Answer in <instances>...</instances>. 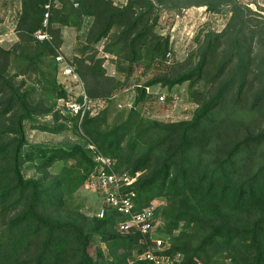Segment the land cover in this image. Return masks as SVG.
I'll list each match as a JSON object with an SVG mask.
<instances>
[{
  "label": "trees",
  "instance_id": "16d2710c",
  "mask_svg": "<svg viewBox=\"0 0 264 264\" xmlns=\"http://www.w3.org/2000/svg\"><path fill=\"white\" fill-rule=\"evenodd\" d=\"M45 2L21 0L17 22L18 45H25L40 61L54 56L50 43L33 37L41 27ZM56 2L60 6L54 4L49 17L53 42H60L61 26L91 16L87 41L98 42L109 35L105 51L124 59L129 73L144 49L151 60H163L170 53L168 37L155 32V21H149L155 3L176 10L188 5L216 10L219 4H230L225 27L204 35L187 67L138 86L125 120L103 130L104 114L86 115L81 130L84 138L113 159L115 171H141L132 186L137 208L156 197L163 199L155 219L162 220L163 232L171 242L166 253L183 254L179 264H264V49L253 47L254 42L264 41V26L250 24L247 9L235 0L184 4L128 0L121 6L112 0H78L79 7L71 11L66 0ZM13 49L0 46V264H149L138 258L146 248L141 235L118 232L120 216L113 211L107 210L102 218L77 209L61 212L64 197L84 185L95 163L85 145L27 142L26 122L51 133L67 128L64 123H38L35 116L39 113L74 122L76 131L77 122L59 110L39 111L29 102L9 73ZM75 60L90 98L108 97L122 85L106 75L102 58L91 56L87 63L83 58ZM45 66L52 67L57 76L54 57ZM30 67L35 68L31 59L26 68ZM54 78L56 98L66 97V90ZM184 81L196 103L192 116L154 121L151 128L159 135L138 151V141L130 139L129 125L137 114L134 107L151 98L146 87L156 83L171 87ZM200 82L204 88L196 87ZM229 108L253 117L248 121L233 116ZM148 128L142 127L139 133ZM58 161L65 164L57 177L42 183ZM24 163H32L41 177L25 178ZM94 241L104 244L107 256L100 246L93 249Z\"/></svg>",
  "mask_w": 264,
  "mask_h": 264
},
{
  "label": "rangeland",
  "instance_id": "374dc122",
  "mask_svg": "<svg viewBox=\"0 0 264 264\" xmlns=\"http://www.w3.org/2000/svg\"><path fill=\"white\" fill-rule=\"evenodd\" d=\"M21 0H0V46L4 48H14L15 56L12 57L9 67V73L15 76V82L28 95L29 102L36 106L39 111L50 108L53 111L58 110L59 98H56V91L53 87V78L55 72L52 67H46L45 64H50L53 61V55L43 58V61L37 59L31 51L25 49V45H18L17 22L20 12ZM180 4L189 0H173ZM195 2L198 0H190ZM217 2L220 0H211ZM243 6L250 18V24H258L264 26V0H235ZM128 0H112L116 6L124 5ZM171 3V2H170ZM154 9L149 14V21L153 24L155 32L161 36L168 37V46L170 53L165 59L156 58L151 60L146 53V49L142 50L138 58L134 61L130 73L128 72V63L117 56L115 53L105 51V45L110 41V36L103 37L98 42L87 41V34L92 22V17L83 15L78 18L76 23L61 26L60 42H52L54 53L57 49L73 64L77 71L78 66L75 58H83L86 63L90 57L95 59L102 58V66L105 69L106 75L114 77L115 82L122 84L116 89L112 95L108 97L95 98L93 107L97 111L96 114L102 113L105 117V125L103 130L111 128L126 119L129 111L133 108L136 98L138 86H141L158 76L170 74L173 71H180L184 65L186 67L194 60L195 51L202 41L204 35L209 31L219 32L227 24L231 12L230 4H219L218 9H209L204 5H188L180 10L170 9L161 3H155ZM57 7L60 3L55 2ZM68 10L77 8L71 0H66ZM115 29L112 31L114 32ZM111 35V33H110ZM34 37V36H33ZM34 43V38H32ZM254 50L262 47L264 49V41L262 43L254 42ZM81 48L84 52L81 53ZM191 58V59H190ZM29 59L35 63V68H26ZM43 62V63H42ZM55 84L62 82L57 76L54 78ZM67 93L75 98L78 94V87L75 82H65ZM196 87L204 88V82H200ZM147 94L151 98L144 102H139L134 109L137 114L134 115L129 127L130 139L138 141V151H143L150 143L159 135L156 129L151 128L154 121L169 122L181 119H188L192 116L196 103L192 100L189 94L188 81L175 84L171 87L165 86L162 83H156L147 87ZM160 97H163L162 99ZM104 111V112H103ZM233 116L244 117L250 121L253 115H245L244 110L238 108H229ZM95 114V115H96ZM245 115V116H244ZM38 123H64L67 128L60 133H51L33 128L31 122L25 123V135L29 144H46V145H62L73 146L75 144L86 145L83 132L75 130L74 122H67L64 118L55 120L53 113L42 114L35 116ZM142 127H149L147 131L139 133ZM139 133V135H137ZM64 161L54 163L48 170L47 180H42V183L48 184L53 181L62 166ZM22 174L25 178H39L40 173L37 172L32 163H24L22 165ZM65 202L61 212L65 210H79L88 216H96L97 210L102 205L101 196L95 191L86 188L84 185L79 187L74 193L64 197ZM161 220V219H159ZM164 226L162 220L154 233V237L168 238V235L163 232ZM100 246L107 256L104 244L93 242V249ZM133 256V255H132ZM132 256L128 257L132 261Z\"/></svg>",
  "mask_w": 264,
  "mask_h": 264
},
{
  "label": "built area",
  "instance_id": "2783aa9c",
  "mask_svg": "<svg viewBox=\"0 0 264 264\" xmlns=\"http://www.w3.org/2000/svg\"><path fill=\"white\" fill-rule=\"evenodd\" d=\"M57 0H46L43 5L44 13L41 27L34 31L36 40L46 41L52 46V36L49 32V17L51 8ZM78 6V0H71ZM54 60L57 64V78L62 82V87L67 92L66 80L73 81L78 87V94L75 98L69 96L59 98L58 110L63 115L76 118L77 128L81 130V122L86 115L94 116L97 111L93 107L94 100L88 96L84 82L74 69L73 64L63 53L55 50ZM146 89H148L146 87ZM148 91V90H146ZM161 99L163 97H160ZM86 149L90 152L94 169L85 180L84 186L98 193L102 198V205L97 210L99 218L104 217L107 210L113 211L120 216L116 229L120 233H139L140 242L146 244L145 250L138 255V258L147 260L149 264H179L183 259L181 252L166 253L171 242L169 238L154 237L155 229L160 226V221L155 219V213L162 205L163 199L156 197L146 205L137 208L136 192L132 188L141 174L136 171L131 174L127 171L117 172L114 170V161L111 157L102 154L97 146L85 138ZM197 264H203L197 261Z\"/></svg>",
  "mask_w": 264,
  "mask_h": 264
}]
</instances>
